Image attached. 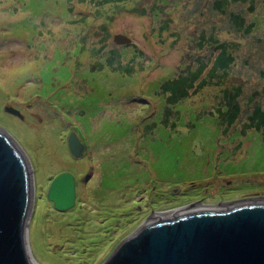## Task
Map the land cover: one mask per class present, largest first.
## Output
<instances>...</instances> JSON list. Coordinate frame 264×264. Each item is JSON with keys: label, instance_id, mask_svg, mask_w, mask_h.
Instances as JSON below:
<instances>
[{"label": "rangeland", "instance_id": "374dc122", "mask_svg": "<svg viewBox=\"0 0 264 264\" xmlns=\"http://www.w3.org/2000/svg\"><path fill=\"white\" fill-rule=\"evenodd\" d=\"M214 1L125 0L96 9L89 2L72 7L75 0H0V129L29 160L34 195L26 240L39 264H104L156 211L264 198V127L241 131L253 107L249 94L258 92L254 103L264 109V0L228 4V12L252 23L249 32ZM200 32L228 42L234 60L224 84L214 79L220 85L205 86L187 103L215 110L220 89L240 84L237 122L223 132L216 119L197 120L182 106L172 129L146 127L162 112L147 95L151 83L194 68L197 57L211 65L217 50L213 43L198 48ZM116 34L130 42L116 44ZM112 48L122 51V64L132 61V74L89 71ZM70 132L88 143L79 158L69 151ZM62 172L73 174L76 195L60 211L47 189Z\"/></svg>", "mask_w": 264, "mask_h": 264}, {"label": "water", "instance_id": "95a60500", "mask_svg": "<svg viewBox=\"0 0 264 264\" xmlns=\"http://www.w3.org/2000/svg\"><path fill=\"white\" fill-rule=\"evenodd\" d=\"M114 42L130 38L116 34ZM67 141L74 158L84 154L76 133ZM28 166L19 143L0 129V264H33L26 240L34 195ZM75 184L70 172L52 179L47 198L57 210L75 204ZM237 201L147 221L104 264H264V198Z\"/></svg>", "mask_w": 264, "mask_h": 264}, {"label": "trees", "instance_id": "16d2710c", "mask_svg": "<svg viewBox=\"0 0 264 264\" xmlns=\"http://www.w3.org/2000/svg\"><path fill=\"white\" fill-rule=\"evenodd\" d=\"M70 1V0H69ZM125 0H97L96 3L92 0H75L72 2V7L75 4L83 6L84 3H92L96 9L104 7L108 4L120 3ZM232 1L236 0H215L212 4L214 9H217L221 14H228L231 23L233 26L237 28H241L244 31L249 32L253 25L252 23L246 24L244 17H242L238 13L228 12L227 7L228 4ZM237 1H245V0H237ZM69 3V2H68ZM71 8V6H70ZM155 9V8H154ZM135 10V9H134ZM141 12V14H144ZM81 19H86L85 16H80ZM167 26V22H165V27ZM102 31L105 30V25H101ZM106 34V32H104ZM74 35H80V33H76ZM79 42H75V46ZM205 43H209L213 45L214 50H217V53L209 66L208 62L205 61L201 57L196 58V66L191 68L190 65H187L183 71L179 72L176 75L165 78L162 80L160 84L151 83L150 84V92L148 90V97L150 96L153 100L160 101L161 107V115L158 120L149 121V125L146 127L154 129L157 125H162L165 128L170 129L174 123L180 122L181 118L184 115L182 113V106L188 108V111L192 114H196L197 120L201 119L202 115H206L208 117L216 119L217 123L220 124L223 128V132H227L230 130V126L235 124L242 113L244 105L240 102V98L242 97V90L240 84H235L227 88L224 86L220 89L221 94L218 98L219 107H215V110H205L201 108L194 109L190 107L187 103L190 95L197 94L201 89L205 86L216 84L220 85L218 82H225L227 77L228 70L231 66V63L234 60V56L232 54L231 46L226 41H218L214 34L209 33L205 35V32H200L199 35V45L198 48L203 49L205 47ZM126 45V44H122ZM80 46L82 44L80 43ZM83 48V46H82ZM81 48V49H82ZM104 49V45L100 46L97 51L98 53ZM121 50L110 49L107 57L104 58L103 62H97L89 71L94 70H102L103 68L111 69L112 71L119 72L121 74H132L133 66H131V60H128V63L122 64L120 53ZM135 55V54H133ZM71 60V57H69ZM133 59V57H132ZM130 61V62H129ZM41 63V61H39ZM39 63V64H40ZM38 64V65H39ZM209 66V67H208ZM214 79H217L218 82H212ZM223 82V84H224ZM146 88V87H145ZM144 89V88H143ZM145 90V89H144ZM147 90V88H146ZM166 94V95H165ZM258 92H252L246 97V103L248 105L253 104L252 109L249 114H247V123L243 124L242 132H244L247 127H254L257 130H260L264 127V109L259 103L255 102V96ZM165 95L166 97H164ZM83 113V112H82ZM157 112H154V115ZM182 113V114H180ZM79 116L83 115L78 113ZM153 115V116H154ZM152 116V117H153ZM151 117V118H152ZM186 125L191 128L193 126L192 118L187 121ZM170 127V128H169ZM172 129V128H171Z\"/></svg>", "mask_w": 264, "mask_h": 264}, {"label": "bare ground", "instance_id": "6f19581e", "mask_svg": "<svg viewBox=\"0 0 264 264\" xmlns=\"http://www.w3.org/2000/svg\"><path fill=\"white\" fill-rule=\"evenodd\" d=\"M28 170H30V167H29ZM234 202H238V201H234ZM202 204L203 203H201V202H197V203L194 202L193 204H190L189 206H185V207H181V208H176L173 211L162 212V213L156 211V212L153 213V215L148 220L145 221V223L147 221L149 222V221H151L153 219H156V218H160V217H164V216H169V215H174V214H178V213H182V212H188V211H192V210H200V209H204V208H207L208 207V205H205V204L202 205ZM226 204H227L226 202H222V203L216 204V205H218L220 207H223ZM216 205H213V206H216ZM27 234H28V230H27L26 236H27ZM29 256H30L29 259L31 260V262L33 264H37V263H35V261L32 260L30 254H29Z\"/></svg>", "mask_w": 264, "mask_h": 264}]
</instances>
